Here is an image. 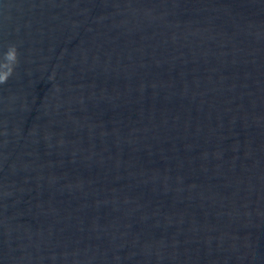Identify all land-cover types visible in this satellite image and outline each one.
Here are the masks:
<instances>
[{
	"label": "water",
	"instance_id": "obj_1",
	"mask_svg": "<svg viewBox=\"0 0 264 264\" xmlns=\"http://www.w3.org/2000/svg\"><path fill=\"white\" fill-rule=\"evenodd\" d=\"M0 264H264V0H0Z\"/></svg>",
	"mask_w": 264,
	"mask_h": 264
},
{
	"label": "clouds",
	"instance_id": "obj_2",
	"mask_svg": "<svg viewBox=\"0 0 264 264\" xmlns=\"http://www.w3.org/2000/svg\"><path fill=\"white\" fill-rule=\"evenodd\" d=\"M18 51L15 46H9L4 54L3 62H0V85L6 84L13 76L18 66Z\"/></svg>",
	"mask_w": 264,
	"mask_h": 264
}]
</instances>
